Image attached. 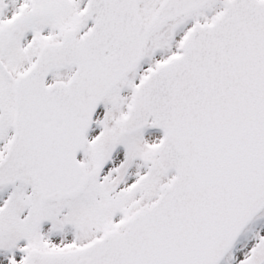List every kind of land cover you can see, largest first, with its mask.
<instances>
[{
	"label": "snow or ice",
	"instance_id": "1",
	"mask_svg": "<svg viewBox=\"0 0 264 264\" xmlns=\"http://www.w3.org/2000/svg\"><path fill=\"white\" fill-rule=\"evenodd\" d=\"M0 264H264V0H0Z\"/></svg>",
	"mask_w": 264,
	"mask_h": 264
}]
</instances>
